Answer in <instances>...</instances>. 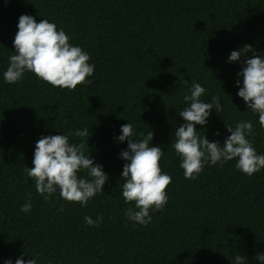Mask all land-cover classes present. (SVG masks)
I'll return each mask as SVG.
<instances>
[{"label": "trees", "instance_id": "obj_1", "mask_svg": "<svg viewBox=\"0 0 264 264\" xmlns=\"http://www.w3.org/2000/svg\"><path fill=\"white\" fill-rule=\"evenodd\" d=\"M21 14L55 23L86 51L94 65L86 77L91 83L69 91L32 73L4 83ZM244 45L264 55V0H0V264L21 253L38 255V264H234L237 254L245 264H258L264 169L247 176L234 159L205 165L190 180L170 146L184 123L177 115L186 106L183 94L196 82L206 89L201 99L218 95L223 108L196 130L222 144L229 135L225 126L250 119L249 139L264 154V127L236 95L237 73L252 53L227 62ZM181 76L187 84L179 83ZM126 120L138 133L152 131L150 146L164 151L159 165L172 177L166 205L150 211L147 226L127 220L124 209L132 202L120 196L125 161L118 156L127 141L115 137ZM85 127V153L109 177L103 194L84 207L55 197L45 201L26 172L35 142L63 133L79 143L70 134ZM29 200L31 210L21 212ZM86 215L101 216L100 225H86Z\"/></svg>", "mask_w": 264, "mask_h": 264}, {"label": "clouds", "instance_id": "obj_2", "mask_svg": "<svg viewBox=\"0 0 264 264\" xmlns=\"http://www.w3.org/2000/svg\"><path fill=\"white\" fill-rule=\"evenodd\" d=\"M70 36L63 29L47 19L37 23L32 15L21 14L18 17L17 31L12 41L14 51L8 56L6 70L2 73L4 83L15 84L21 81L25 73H32L42 82L60 89H75L77 85L91 83L94 65L89 63V54L80 46L70 43ZM252 53L251 58L243 59L237 73L236 95L248 111L257 115L258 123L264 127V55H258L249 45L233 50L227 62H237L245 53ZM179 83L188 82L180 77ZM206 89L193 82L187 94H183L185 107L177 114L184 123L174 130V142L171 148L179 156V168L186 179L195 180L205 165H220L235 159V168L242 174L251 176L264 169V154L257 153L249 137L253 134V123L240 120L235 126H225L229 135L223 143L209 141L200 134L196 127L204 130L212 110L216 114L223 111L221 98L211 95L210 102L201 99ZM209 100V99H208ZM127 121V120H126ZM60 133V132H59ZM117 142L127 141V147L119 153L118 158L125 161L121 171L124 182L120 196L127 205L124 216L128 221L147 226L151 220V212L160 211L167 203L166 187L172 177L162 172L159 161L164 155L159 145L150 146L152 131L137 132L133 123L121 125ZM70 135L80 138V142H72L69 134L40 136L35 142L32 167L27 168V176L34 180L35 191L45 201L53 197L66 202H78L81 207L88 204L97 194H103L102 186L109 177L102 165L95 163L85 153L89 138L87 127L78 129ZM214 135H220L215 133ZM133 137H136L133 139ZM85 138H87L85 140ZM84 172L86 175H81ZM32 208L31 201L21 205L20 211L28 213ZM63 211V205L58 207ZM102 217L97 215L84 217V223L97 227ZM25 256L30 257L25 259ZM258 264H264V253L255 256ZM39 257L34 254L21 253L15 258L2 260V264H38ZM234 264H245V258L237 254ZM48 264H52L49 260Z\"/></svg>", "mask_w": 264, "mask_h": 264}]
</instances>
